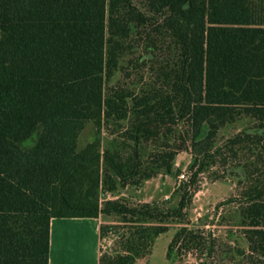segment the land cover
<instances>
[{
	"label": "trees",
	"instance_id": "1",
	"mask_svg": "<svg viewBox=\"0 0 264 264\" xmlns=\"http://www.w3.org/2000/svg\"><path fill=\"white\" fill-rule=\"evenodd\" d=\"M181 151L193 173L175 207L116 195L170 174ZM214 167L238 179L223 205L238 201L248 249L233 256L264 264V0H0V264H49L52 219L110 220L100 238L119 249L99 264H135L172 225L168 260L199 248L186 210Z\"/></svg>",
	"mask_w": 264,
	"mask_h": 264
},
{
	"label": "rangeland",
	"instance_id": "2",
	"mask_svg": "<svg viewBox=\"0 0 264 264\" xmlns=\"http://www.w3.org/2000/svg\"><path fill=\"white\" fill-rule=\"evenodd\" d=\"M119 82L127 87L139 86L134 76L126 78L122 74H117L112 84ZM247 128H252V123L248 120H242L232 126L222 128L216 139L217 144ZM94 131V126L88 124L80 135L79 148H83L93 138ZM101 138L103 147L112 148V137L109 136L107 130H103ZM192 165L193 157L190 152L181 151L176 156L174 168L170 174H159L139 188L119 189L116 195L129 200L132 204L157 203L164 208H173L178 200L175 190L193 173ZM176 172L179 174L178 177ZM215 173L222 175L224 169L214 167L198 177L191 204L186 210L187 227L200 235L201 247L186 250L179 249L177 246L174 251L175 256L168 260L166 257L168 245L174 233L180 228L179 225H172L167 233L160 235L155 240L150 253L135 264H246L233 256L235 247L239 246L246 251L248 249L246 242L241 237V228L234 223L235 218L231 217L238 201L223 205L232 197L237 199L239 194L238 179L225 174L224 180H216ZM100 222L101 225H111L108 219L100 218ZM118 242V236L108 231L101 239V253L113 254L117 252ZM208 245L213 247L211 253L207 251Z\"/></svg>",
	"mask_w": 264,
	"mask_h": 264
},
{
	"label": "crops",
	"instance_id": "3",
	"mask_svg": "<svg viewBox=\"0 0 264 264\" xmlns=\"http://www.w3.org/2000/svg\"><path fill=\"white\" fill-rule=\"evenodd\" d=\"M100 219H52L49 264H99Z\"/></svg>",
	"mask_w": 264,
	"mask_h": 264
},
{
	"label": "built area",
	"instance_id": "4",
	"mask_svg": "<svg viewBox=\"0 0 264 264\" xmlns=\"http://www.w3.org/2000/svg\"><path fill=\"white\" fill-rule=\"evenodd\" d=\"M142 264V263H141Z\"/></svg>",
	"mask_w": 264,
	"mask_h": 264
}]
</instances>
